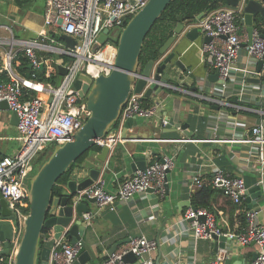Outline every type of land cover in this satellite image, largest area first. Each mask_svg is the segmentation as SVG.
Instances as JSON below:
<instances>
[{"label":"built area","instance_id":"1","mask_svg":"<svg viewBox=\"0 0 264 264\" xmlns=\"http://www.w3.org/2000/svg\"><path fill=\"white\" fill-rule=\"evenodd\" d=\"M247 1L239 0L236 7L224 6L212 11L204 15L198 24L202 33L211 37V40L202 46V61L217 70L223 87H226L233 77V71H238L240 75L235 79V83L242 96L253 88L248 81L249 77L264 76V62L261 71L250 69L247 65L238 66L242 44L248 41V31L240 23ZM148 2L149 0H47L44 13L45 29L40 32L39 38L29 41L15 40L13 29L4 26L9 36L0 34V43L11 45L3 59L5 68L12 76L10 81H0V104L7 101L9 108L17 113L18 139L21 142V147L15 153L0 156V192L9 202L17 221L11 252L8 257L2 259L6 264L15 262L27 216L24 208L27 205L36 158L50 148V145L54 144L55 147L71 140L91 115L86 97H82L79 89L74 86L76 79L80 74H86L94 79L101 74L111 73L115 68L117 44L110 33L104 42L100 41L101 35L105 29L112 32L114 28L119 27L122 30L128 20ZM62 34L70 35L76 41L73 47H69L63 39L57 37ZM16 42L21 46L19 51L14 49ZM245 48L250 60L248 64L258 65L261 59L264 60V38L257 27L253 30L252 42ZM39 50L58 51L66 56V60L59 63L67 68L60 85L35 79L45 62L39 55ZM20 51L29 58L33 69L32 79L24 77L25 80H22L12 74L10 69L13 67L12 62ZM36 83L47 86V90H39ZM150 83L149 81L148 85ZM31 90L38 95L30 94ZM144 92L145 89L140 93L132 91L116 121L118 126L113 127L103 138H99L96 142L97 147L108 146L114 149L123 140L122 130L127 118L132 116L149 118L156 114L159 104L145 105ZM259 113L261 121L252 126L248 135H235L237 122L228 114H222L218 120H225L226 127L233 134L222 141L246 147L247 154L244 159L248 163H254L260 176L259 184H263L264 110L260 109ZM162 122L164 125L170 123L168 118H164ZM219 126L218 122L215 129H219ZM174 166V156L164 155L144 169H137L132 175L121 180L115 190H108L105 187V179L99 177L92 185L81 191L80 196L86 193L89 197L95 198L101 209L117 201L128 203L136 195L150 190L164 195L168 184V172ZM192 180L196 186H204L199 175H193ZM208 186L220 190L235 203H242L249 191L242 176L233 175L221 167L216 168ZM246 214L248 225L241 232L225 231L218 224L216 215L206 207L190 206L184 212L182 220L190 222V231L195 240L213 239L215 235H224L241 245L256 244L259 250L252 264H264V222H255L258 214L255 210H248ZM93 216V212L84 214L88 220ZM47 236L49 237V234ZM159 245L160 241L157 239L144 235L134 236L109 254L102 264H156L149 255ZM81 247L82 243L80 241L72 243L65 231L51 250L50 262L74 264ZM129 253L136 256L132 262L125 260ZM228 253L226 247L219 248L211 264H224Z\"/></svg>","mask_w":264,"mask_h":264},{"label":"crops","instance_id":"2","mask_svg":"<svg viewBox=\"0 0 264 264\" xmlns=\"http://www.w3.org/2000/svg\"><path fill=\"white\" fill-rule=\"evenodd\" d=\"M46 1L43 0L42 6L36 4L22 15L6 11L7 5L4 10L0 8V34L9 36L4 28L9 26L13 29L15 40L39 38L40 32L45 29L44 15L40 10L45 8ZM30 11H33L32 15L24 18ZM201 20L185 24V31L170 49L176 54L175 60L183 62L184 68H175L171 85L161 86L144 101L145 105L159 104L156 114L149 118L137 117L135 126L114 148L116 160L111 161L109 157L110 168L100 176L105 179L108 190H115L121 180L135 172L132 163L138 157L145 156L147 164H150L157 160V154L161 157L171 155L175 158V166L168 172L166 192L160 195L150 190L136 195L128 203L117 201L101 209L96 203L89 204L94 216L90 220L83 217L88 227L83 238L94 249L96 259L87 264H102L105 260L102 257L114 245L142 235L160 241L159 247L149 255L156 264H211L218 252L214 250L215 240H195L190 231V222L182 220L187 208L193 206V194L208 186L217 167L242 176L249 190L259 184L257 167L244 159L246 147L222 141L233 134L226 127L225 120L218 118L228 114L235 119L237 124L234 131L237 136L251 133L252 126L261 121L259 110H264V80L261 78V83H251L252 90H247L243 96L235 83L240 75L238 71H233V77L226 87H223L220 78L214 80L217 70L202 61L205 35L201 31L195 40L186 36L187 29L198 26ZM242 26L246 27L244 24ZM0 45V72L8 71L3 58L11 45ZM55 45L58 46L57 43ZM14 49L19 51L20 44L14 43ZM39 55L45 60L44 66L52 62L49 60H55L58 64L66 60V56L58 51L39 50ZM249 61L246 48L242 46L238 66L247 65L258 71V65L248 64ZM10 69L15 77L25 80L15 68ZM9 76H12L11 73ZM35 85L39 90H47V86L41 83ZM29 93L38 95L32 90ZM13 117L10 108H0V156L13 154L21 147ZM164 118H168L169 122L173 118L178 127L164 125ZM218 122L219 129H215ZM100 152L101 149H93L73 169L71 177L88 176L90 169L99 165L97 156ZM193 175H199L204 186H196ZM261 185L264 191V183ZM64 190L68 191L67 185ZM251 204L252 207L246 198L242 203H235L220 190H215L209 209L225 231L241 232L248 225V210L258 212L255 222H264V195L263 198L253 199ZM225 247L229 253L224 264H252L259 250L256 244L241 245L233 239H228Z\"/></svg>","mask_w":264,"mask_h":264},{"label":"water","instance_id":"3","mask_svg":"<svg viewBox=\"0 0 264 264\" xmlns=\"http://www.w3.org/2000/svg\"><path fill=\"white\" fill-rule=\"evenodd\" d=\"M173 0H149V2L138 12H136L123 27L118 43L115 68L110 74H101L92 79L86 74H80L74 86L79 89L80 95L86 97L91 115L83 126L78 129L73 138L64 144L56 145L53 152L44 161L39 170L30 180L28 191L29 213L24 222V228L20 237L19 246L15 256L14 264H56L50 262L51 250L66 231V235L71 238L72 243L80 241L82 247L78 253L74 264H87L96 259L92 246L83 238L88 229L84 224V214L93 212L89 204H95L96 199L89 197L86 193L80 196L81 191L92 185L100 176L105 175L110 168L109 161H115L117 156L114 149L108 146L101 148L97 156L99 165L91 168L89 175L84 178L71 177L67 183L68 191L55 194L54 188L58 179L65 174L72 163L83 154L92 149L99 138L106 136L118 121L121 111L129 99L132 91L140 93L145 89L144 98H149L157 89L163 85H171L174 78L175 68L183 69V62L175 60V52H170L173 43L178 36L185 31V24H177L174 33L160 48L162 58L158 61L150 60L139 72V60L147 34L162 16L168 5ZM239 0H227V7H236ZM203 13L198 19H202ZM241 23L248 31V41L243 46L250 44L253 39V30L259 24L264 28V0H248L244 6ZM201 32L200 27L193 26L187 29L186 36L195 40ZM111 34L109 29H105L100 37L104 42L107 34ZM264 38V31L261 32ZM63 39L69 47H73L76 41L67 34H62ZM211 37L205 36L204 41L209 42ZM264 60L258 63V70L261 71ZM30 68L31 65H30ZM59 76L56 85H60L63 76L67 73V68L63 64H58ZM213 77V76H212ZM219 78V73L213 77ZM151 82L148 85V82ZM251 83H261L258 77H249ZM148 85V86H147ZM194 89H196L194 87ZM0 108H8L7 101H2ZM13 118L18 124L19 117L13 112ZM137 123V116L127 118L122 130V137L126 138L127 132ZM173 125L178 127L174 119H170L169 128ZM110 160L108 161V158ZM157 159L161 156L157 154ZM145 156L138 157L132 163L133 169H144L147 166ZM168 186V184H167ZM264 191L261 184L253 186L246 196V200L252 207L253 199L263 198ZM16 215L9 206V202L0 192V260L8 257L11 252L12 242L16 230ZM48 232V234L45 233ZM48 238H47V237ZM47 238V239H46ZM215 251L225 247L229 239L224 235H215ZM127 242V241H126ZM114 245L108 253L103 256L106 259L113 253L120 244ZM136 256L129 253L125 256L127 262H132ZM1 264H6L1 262Z\"/></svg>","mask_w":264,"mask_h":264},{"label":"trees","instance_id":"4","mask_svg":"<svg viewBox=\"0 0 264 264\" xmlns=\"http://www.w3.org/2000/svg\"><path fill=\"white\" fill-rule=\"evenodd\" d=\"M36 2V0H10L7 3L6 11L22 15L28 9L35 6ZM226 4L227 0H173L168 5L162 16L155 22L146 36L139 60V72L143 71L145 65L150 60L158 61L162 58L160 48L167 41V39L173 35L178 23L182 22L184 24H189L196 22L199 20V14L203 13L204 15H206L212 11L226 6ZM256 26L260 32L264 31V28H262L259 24H257ZM57 37L61 39V36L57 35ZM115 42L117 44L118 39L115 40ZM12 66L22 76L31 79L34 78L33 69L30 68L29 58L24 53H19L17 55V57L12 62ZM58 76V64L52 61L44 67L40 68L35 79L42 82H51L56 84ZM262 79L264 80V76L262 77ZM0 81H10L8 71L4 70L3 72H0ZM144 101L146 102V99ZM233 102L237 104L239 103L237 100H233ZM147 106L149 105L147 104ZM117 126L118 123H115L114 127L116 128ZM93 149L100 150L101 148L95 145ZM45 154L46 151L41 153L39 157L36 158L34 174L38 169L36 167L42 165V163L48 159V156L45 158ZM85 154H83L80 158L73 162L69 170L58 179L57 184L54 188L55 194H61L64 191V186L67 185L68 181L71 179L73 169L84 159V157L86 156ZM214 192L215 189L210 186L202 188L197 193L193 194V206L209 208ZM29 209V200L27 198V205L24 208V211L28 214ZM45 233L48 234L47 231H45ZM69 239L71 238L69 237Z\"/></svg>","mask_w":264,"mask_h":264},{"label":"rangeland","instance_id":"5","mask_svg":"<svg viewBox=\"0 0 264 264\" xmlns=\"http://www.w3.org/2000/svg\"><path fill=\"white\" fill-rule=\"evenodd\" d=\"M9 1H10V0H0V8H3V10H4V7L7 5V3H8ZM36 1H37L36 4H38V6H39V5H41V6L43 5V0H36ZM32 10L35 11L34 8H33ZM45 10H46V3H45V8H44L43 10H40V12L42 11V12H43V15H44ZM31 12H33V11L28 12V13L24 16V18L27 17V16H29V15H32ZM121 31H122V30H121V28H119V27L114 28V29L112 30V32H111V37H112L114 40L119 39V35H120ZM56 56H58V54H57ZM53 150H54V144H53V145H50V148H48V149L46 150V154L44 155L45 158H46L47 156L49 157V156L51 155V153L53 152ZM92 150H93V148L90 149L85 155L87 156L90 152H92ZM90 154H91V153H90ZM86 156L84 157V159L86 158ZM40 167H41V165L36 167V168H38L37 171L39 170ZM37 171H36V172H37ZM34 172H35V169H34ZM23 228H24V227H23ZM23 228H22V232H23Z\"/></svg>","mask_w":264,"mask_h":264}]
</instances>
